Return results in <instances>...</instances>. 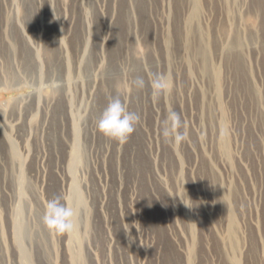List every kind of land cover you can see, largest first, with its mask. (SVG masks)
<instances>
[{
  "label": "rangeland",
  "instance_id": "1",
  "mask_svg": "<svg viewBox=\"0 0 264 264\" xmlns=\"http://www.w3.org/2000/svg\"><path fill=\"white\" fill-rule=\"evenodd\" d=\"M117 95L124 145L97 130ZM0 264H264V0H0Z\"/></svg>",
  "mask_w": 264,
  "mask_h": 264
},
{
  "label": "clouds",
  "instance_id": "2",
  "mask_svg": "<svg viewBox=\"0 0 264 264\" xmlns=\"http://www.w3.org/2000/svg\"><path fill=\"white\" fill-rule=\"evenodd\" d=\"M132 85L142 91L146 87V82L144 78L136 77ZM147 86L151 89L153 100L158 101L171 91L173 84L168 74L155 73L151 76ZM140 123V115L130 112L128 105L117 95L109 100L102 112L97 122V130L107 139L124 145L129 142ZM185 128L180 114L169 110L161 125L160 135L164 142H171L178 146L189 138L187 132L182 131ZM78 213L79 204L75 207L68 206L63 202L62 197L57 196L47 202L42 223L49 232L55 235H71L78 230Z\"/></svg>",
  "mask_w": 264,
  "mask_h": 264
},
{
  "label": "bare ground",
  "instance_id": "3",
  "mask_svg": "<svg viewBox=\"0 0 264 264\" xmlns=\"http://www.w3.org/2000/svg\"><path fill=\"white\" fill-rule=\"evenodd\" d=\"M68 74V73H67ZM69 76V75H68ZM74 125V131H75V129H77V127H76V125H75V123L73 124Z\"/></svg>",
  "mask_w": 264,
  "mask_h": 264
}]
</instances>
